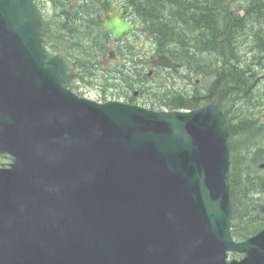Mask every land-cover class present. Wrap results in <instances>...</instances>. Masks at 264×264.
<instances>
[{"label":"water","instance_id":"95a60500","mask_svg":"<svg viewBox=\"0 0 264 264\" xmlns=\"http://www.w3.org/2000/svg\"><path fill=\"white\" fill-rule=\"evenodd\" d=\"M38 25L31 0H0V57L24 67L0 72V152L14 157L0 170V264H228L229 251L264 264V231L242 244L229 232L218 105L168 116L75 100Z\"/></svg>","mask_w":264,"mask_h":264},{"label":"trees","instance_id":"16d2710c","mask_svg":"<svg viewBox=\"0 0 264 264\" xmlns=\"http://www.w3.org/2000/svg\"><path fill=\"white\" fill-rule=\"evenodd\" d=\"M225 1L227 0H189L187 7L188 13L185 15L180 14L177 10L178 6L175 4V0H141L138 6L135 3H133L132 6H137L136 8L138 9L139 14L143 17L144 23L148 28H150L153 37L158 41V45L161 48H164L165 52H168L166 46L171 42L179 46L180 52L183 51L185 44L184 36L186 35L184 26H203V40H205L206 48L212 49L215 53L217 52L221 58L225 60L227 56V43L229 41L233 43L234 37L236 36L235 34L239 33V31H236L238 25L241 29L240 31L243 32V24L245 22V20L242 22L241 20L235 21L232 18H220L222 11L218 10V5L223 4ZM209 5L214 7V19L212 21L199 20L197 17L199 15H203L206 7ZM247 5V14L263 21L264 0H251ZM255 37L254 58L258 61L264 62V59L262 58V56H264V33H258ZM238 60L239 59L237 58L236 62ZM249 63L250 62H248V64L245 63L247 66L244 69H241L240 66H236L235 69L230 70L229 73L231 76L229 75L227 80H229L236 88L238 87L245 91V94L248 95V100L250 101L248 103H253V85L251 83L244 85L240 82L241 78L249 77V70L252 67L248 66ZM233 78H236V80L234 81ZM222 83H224L223 77ZM236 93H239V91ZM243 161V159L240 161L239 169L244 166ZM247 165L248 164H246V166ZM237 174L238 171L235 172V178ZM252 186H260L264 188V183H259L258 186ZM255 190L257 189L253 188L247 192L246 190H241L239 192L237 188L235 189L234 198L235 200L239 199V203L236 204L235 222H242L244 218H247L246 221L249 223L246 230L240 231L238 229V232H235V237L238 239H244L248 237V235H252L264 227V217L259 214L257 206H253L255 201ZM242 194H244V201L241 200ZM245 210L248 211L249 215H243ZM252 218L254 220H252Z\"/></svg>","mask_w":264,"mask_h":264},{"label":"rangeland","instance_id":"374dc122","mask_svg":"<svg viewBox=\"0 0 264 264\" xmlns=\"http://www.w3.org/2000/svg\"><path fill=\"white\" fill-rule=\"evenodd\" d=\"M43 2L45 3V5L48 8V10H44V11H47L46 14H48L49 21L57 24L55 19H54L53 14L55 11H58V10L54 8V6L50 3V0H43ZM93 7H95V3H92L88 7H85L84 11L91 12V11H93ZM240 30H241L240 27H238L236 30V31H239V33H236V35L240 36L237 39V41L243 43V44H239L238 46L240 48V51L242 53H244V52L248 51L249 49H251L252 47L255 46L256 37L254 36V33L251 30L248 23L243 24V32ZM201 36H203V35H201ZM199 37L200 36H198L197 38L199 39ZM169 44L171 45V43H169ZM172 49L178 50V48L175 45L172 46ZM144 52L146 54L150 53L148 50V46L144 47L143 53ZM262 58L264 59V56H262ZM185 62L188 63L189 66L191 68H193L197 74L201 73V75H203L202 78L205 81L202 80V84L204 86L208 87L210 85V83H212L216 79L217 73L213 72V69L214 70L217 69L216 64H212V62H210V63H208V65L204 69H200L196 63V60H194V59L187 60ZM256 63L264 64L261 61H257ZM218 68H219V66H218ZM144 69L147 70V72H149L150 70H152V67L150 65L149 66L146 65L144 67ZM105 70H109V71L114 70V63L107 65ZM164 72H166V71L161 70V69H156L154 74L145 82L146 83L145 89L148 90L149 94L152 96L153 95H159V99L161 98V96H163L165 94H167V95L169 94L172 97L176 93V86L179 87L181 85V81H180L181 78H179V79L174 78L173 80L170 78H166V75ZM166 73H168V72H166ZM257 73H258V78L264 76L263 71H259ZM120 80H121V78L115 77V76H113V74H112V76L108 73H106L104 75L103 72H100L99 76L95 80V85H91L87 89V86H85L83 84V90H87L88 92L86 94H88L89 96H92L93 98H96V99H102L99 97L103 96L102 92L104 89H106L105 90V92H106L105 96H107L108 98L112 97V96H116V95L118 96V94L121 93L122 88L124 87L123 82H121ZM233 80L235 81L236 78H233ZM250 81H251V79L249 77H245V78L240 79V82L244 85H247ZM263 81L264 80L259 81V84L255 83L254 84L255 86L253 85V87H252L253 94H256L260 98V100H262L261 101V107L258 109L259 112L257 110H255V112L252 116L249 113V112H252L251 108L248 109L247 105H245V106L244 105L242 106V104L238 105V104L242 103V100H233L234 96L242 99V97L246 93L245 91L241 90L238 87L235 88V87L231 86L232 85L231 82L227 79H224V83L222 85L220 82L217 83V88L224 95L223 96V106L228 109V113L233 120V125H236L237 122L240 123V125L234 130L235 135L233 138L234 146H235V149L237 151V159L242 158L244 156V152H248V149H247L248 146H250V150H251V151L249 150L250 152L254 151V150H252V147H253V149L258 148L257 151L259 149H261L263 151V152H261V154L264 153V127H263L264 126V82ZM195 83H196V79L192 78V79L188 80L186 85H188V88H190L191 91H195L196 90V87L194 86ZM134 87L135 88L138 87V83L136 81H134ZM197 87H198V90L201 91L198 80H197ZM238 91H239V93H236ZM235 104H237L238 106ZM239 116H242V118H240ZM254 116H256V117H254ZM255 118L260 119L259 123L263 126H260V125L257 126L256 124L255 125L252 124L251 119H255ZM254 128L258 129L262 135L261 136H254L251 132V130H253ZM244 130H246L248 132L244 133ZM241 132H243V134H241ZM243 135H244V137H243ZM250 172L252 173V175H254L253 178H248L252 181L251 182L252 185L258 186L259 183H264V175L260 174V172L258 171V168L251 169ZM246 182H247V180H246L245 176L242 175L240 177V180H239V192L241 190L243 191L247 187ZM241 200L244 201V194L241 195ZM257 203H259V202H257ZM243 215H249L248 211L245 210ZM246 219L247 218H244V220L242 222H236L237 228L240 231H244L247 229V226L249 223H247L248 221H246ZM252 220H254V219L252 218ZM240 240H242V239H240Z\"/></svg>","mask_w":264,"mask_h":264},{"label":"flooded vegetation","instance_id":"af4514ba","mask_svg":"<svg viewBox=\"0 0 264 264\" xmlns=\"http://www.w3.org/2000/svg\"><path fill=\"white\" fill-rule=\"evenodd\" d=\"M121 8L122 9H120V10H123L125 8V6H122ZM110 34H111V32H110ZM138 40H140V29L137 28V26H136V28H134V30L130 34L122 37L120 40H114V42H116V43L119 42V43H121V45L118 46V48H114V51H108L107 56L109 58L107 59L106 54H105V55H103L102 60H106V62L114 63V72L117 71L120 74H122L123 76H130L131 73L134 71L135 67H138L139 69L144 67L143 61L145 59V56L142 54V52H140V53L133 52V54H130L129 50L127 48H124L126 46H124L122 44V42L123 41L132 42V46H133V45L137 44ZM108 43H109V41H108ZM107 47H108V45H107ZM127 51H128V53H126ZM185 68L187 71H189L191 69L188 63H186Z\"/></svg>","mask_w":264,"mask_h":264},{"label":"bare ground","instance_id":"6f19581e","mask_svg":"<svg viewBox=\"0 0 264 264\" xmlns=\"http://www.w3.org/2000/svg\"><path fill=\"white\" fill-rule=\"evenodd\" d=\"M188 2H189V0H175V4L178 6L177 10L179 11L180 14L185 15L186 13H188V8H187L188 7ZM82 5H83V3H81V2L78 4V6H82ZM193 7H195V6H193ZM213 8L214 7H212L210 5L207 6L206 9H205L204 14L203 15H199L197 18L199 20L212 21L214 19V9ZM189 18H192V17H189ZM61 23L63 25H65V26H67V23L65 21H62ZM82 28L85 29L88 33H90V31L88 29V26L83 25ZM190 31L192 33H196L198 30L196 28L190 27ZM188 38L189 37L187 35L184 36V42H185L184 47L189 42ZM122 44L124 46H126L124 48H127L129 50V53H130L131 50H135V45L132 46V42L123 41ZM120 45H121V43L114 42V47L115 48H118V46H120ZM99 47L104 48L105 47V41L100 42L99 43ZM184 47H183V49H184ZM207 50L211 51L212 49H207ZM126 53H128V51ZM181 53H183V51L180 52L179 49H178L177 50V54L180 55ZM259 71H263L264 72V64L256 63L250 69V73L253 76L258 74L257 72H259Z\"/></svg>","mask_w":264,"mask_h":264}]
</instances>
